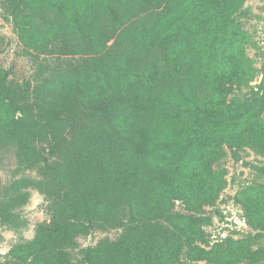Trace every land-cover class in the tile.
<instances>
[{
	"label": "trees",
	"instance_id": "1",
	"mask_svg": "<svg viewBox=\"0 0 264 264\" xmlns=\"http://www.w3.org/2000/svg\"><path fill=\"white\" fill-rule=\"evenodd\" d=\"M5 1L17 13L31 4ZM244 1L108 0L110 8L88 2L79 15L86 28L95 22L92 50L66 46L92 57L76 61L53 101L0 68V143L17 142L24 158L48 166L46 181L26 185L46 194L51 215L2 264H75L67 249L78 237L121 227L126 231L118 238L89 247L84 262L175 264L185 236L203 237L196 212L226 184L224 171L213 169L226 155L224 145L264 151V81L260 97L228 100L233 86L256 71L244 46L249 36L235 17ZM69 3L56 0L61 15ZM103 10L134 18L110 47L112 24L98 18ZM140 10L144 15L136 19ZM26 198L3 199L0 183L2 222L11 223V210ZM176 200L188 212L176 211ZM246 201L256 223H264V186L247 193ZM243 245L232 243L221 253L194 247L190 256L220 264L264 260V249L245 245L244 251Z\"/></svg>",
	"mask_w": 264,
	"mask_h": 264
},
{
	"label": "rangeland",
	"instance_id": "2",
	"mask_svg": "<svg viewBox=\"0 0 264 264\" xmlns=\"http://www.w3.org/2000/svg\"><path fill=\"white\" fill-rule=\"evenodd\" d=\"M78 1L75 3L72 0V6L68 4L67 14L61 15L56 0H31L27 9L22 6V13H17L5 0H0V68H8L12 76L24 79L35 95L45 101H53L59 97L61 80L69 78L64 77L65 74L71 77L77 60L84 61L92 57V53H83L79 49L76 53H71L66 44L79 43L82 45L81 49L92 50L94 20L87 23L83 19L88 24L86 28L82 25V16L79 14L88 9V2H92L94 7L96 1L107 5L108 0ZM116 5L122 6L119 3ZM76 15L80 18L79 21ZM142 15L143 10L134 14L136 19ZM235 17L241 29L249 36V41L244 46L256 71L248 82L233 86L228 95L229 101L254 99L263 94L260 86L264 81V0H245ZM98 18L102 23L108 21L112 24L113 35L107 41V47L117 43L119 33L134 19L123 20V16L105 10L100 11ZM68 61H73V67L66 65ZM260 116L264 118V110L260 112ZM224 150L226 155L213 165V169L224 171L226 184L214 200L204 204L202 211L196 212L201 221L203 237L196 239L185 236L181 255L175 264H220L211 258L192 259L190 254L192 255L194 247H201L210 253H221L230 249L232 243L243 241L250 249H264V223H256L252 218V208L246 201L247 193L256 194L264 186V151L251 145L234 147L228 144L224 145ZM47 168L44 163L38 164L24 158L17 142L0 143L2 198L7 200L27 194L26 200L20 201L11 210L14 214L11 223L5 224L0 217V264L7 261L14 247L33 240L39 227L51 220L50 201L46 194L39 188L26 185L29 184L28 180L46 181ZM175 210L188 212L183 200L175 201ZM160 221L167 223L166 219ZM124 231L125 227H121L78 237L76 244L67 249L72 262L86 264L85 253L89 247L104 237L116 239ZM127 232L129 234L130 230ZM140 232L147 236L143 231ZM141 244L145 245L144 241ZM246 246L242 250L246 251ZM142 256L138 255V259ZM135 257L137 253L132 256L133 259ZM231 260L230 258L229 264ZM237 264H264V260L251 263L242 258Z\"/></svg>",
	"mask_w": 264,
	"mask_h": 264
}]
</instances>
